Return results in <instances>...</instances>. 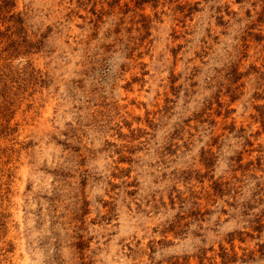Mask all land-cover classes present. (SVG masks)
Here are the masks:
<instances>
[{
	"label": "rangeland",
	"instance_id": "obj_1",
	"mask_svg": "<svg viewBox=\"0 0 264 264\" xmlns=\"http://www.w3.org/2000/svg\"><path fill=\"white\" fill-rule=\"evenodd\" d=\"M0 264H264V0H0Z\"/></svg>",
	"mask_w": 264,
	"mask_h": 264
},
{
	"label": "trees",
	"instance_id": "obj_2",
	"mask_svg": "<svg viewBox=\"0 0 264 264\" xmlns=\"http://www.w3.org/2000/svg\"><path fill=\"white\" fill-rule=\"evenodd\" d=\"M7 0H3V2H6Z\"/></svg>",
	"mask_w": 264,
	"mask_h": 264
}]
</instances>
